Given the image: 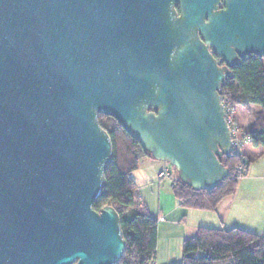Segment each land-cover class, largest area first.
I'll return each mask as SVG.
<instances>
[{
	"label": "water",
	"instance_id": "obj_1",
	"mask_svg": "<svg viewBox=\"0 0 264 264\" xmlns=\"http://www.w3.org/2000/svg\"><path fill=\"white\" fill-rule=\"evenodd\" d=\"M264 58V0H0V264H117L114 118L194 190L228 175L220 90Z\"/></svg>",
	"mask_w": 264,
	"mask_h": 264
},
{
	"label": "trees",
	"instance_id": "obj_2",
	"mask_svg": "<svg viewBox=\"0 0 264 264\" xmlns=\"http://www.w3.org/2000/svg\"><path fill=\"white\" fill-rule=\"evenodd\" d=\"M231 73L232 78L225 79L221 87V99L235 108L259 107L251 113L247 129L241 127L238 118L237 123L248 143L264 150V58L250 54L238 60ZM98 121L109 135L112 160L104 173L106 184L92 207L98 211L111 205L118 213L125 249L117 264H148L155 257L157 221L134 195L136 185L131 173L139 158L151 156L114 118L100 114ZM249 155L255 154L244 149L241 156L233 153L222 157L220 161L228 168V175L208 190L197 191L182 183L170 165L174 198L182 207L215 212L219 203L234 193L237 179L246 174ZM240 166L242 170L237 172ZM181 249L178 264H264V232L260 236L236 226H199L182 241Z\"/></svg>",
	"mask_w": 264,
	"mask_h": 264
},
{
	"label": "crops",
	"instance_id": "obj_3",
	"mask_svg": "<svg viewBox=\"0 0 264 264\" xmlns=\"http://www.w3.org/2000/svg\"><path fill=\"white\" fill-rule=\"evenodd\" d=\"M244 109V108H243ZM251 106L246 109L248 114L251 116V113L256 111H251ZM238 122L241 125V127L245 130L248 128V126L251 123L250 122L246 125H243L242 122H240L238 118ZM249 150V149H248ZM250 151V150H249ZM142 166L143 170L138 171L139 167ZM165 166L159 163L158 161H155L154 159L143 156L139 158L137 162L136 169L132 171L131 177L132 180L134 181L136 185V190L135 193L137 194L140 203L143 205V207L147 210V212L156 219L157 221V234H156V239L158 236V233L161 232L162 230H169L172 227L176 226L177 222L184 224L186 217L189 215L191 217H195V224L193 225H188L184 226V229L182 231V236H180L179 241H182L187 238L192 236L195 233V230L199 226H209V227H225V228H230V227H240L246 230H249L251 232L255 231L254 229V224L253 223H246L244 221L240 220V218L237 217V215L243 217V214L245 215L243 208L241 209L238 207L239 205L236 204V197H226L224 198L218 205L217 210L215 212H207V211H200V210H195L191 208H185L182 207L179 202L174 198L172 192H171V186H172V175L169 176V186L167 183L164 181L163 177L159 178L158 177V172L161 171ZM138 172V173H137ZM165 177V176H164ZM140 186V190H138V187ZM167 186L169 188V191H167ZM143 189H147V191L153 193L155 195V206L154 210L155 211L154 215L151 214L150 208V202L145 193H143ZM233 207L235 214V219L231 220L228 219L225 215V212ZM181 209H184L186 211H182ZM238 209V210H237ZM187 210H193L192 212L195 213H188L191 211ZM177 212L179 217L176 220H170L172 222L165 223V217H169L172 215L173 212ZM225 211V212H224ZM174 221V222H173ZM175 259L180 262L181 255L178 258H175V254L172 255V257H168V259L163 260L160 264H172ZM178 264L177 262H175Z\"/></svg>",
	"mask_w": 264,
	"mask_h": 264
},
{
	"label": "rangeland",
	"instance_id": "obj_4",
	"mask_svg": "<svg viewBox=\"0 0 264 264\" xmlns=\"http://www.w3.org/2000/svg\"><path fill=\"white\" fill-rule=\"evenodd\" d=\"M259 107L256 105H251V111L258 110ZM236 116L239 118L240 122H242L243 125H246L250 122V115L248 114L246 109L243 108H236ZM249 149L252 154H255L254 157L250 156V158L246 162L247 170L246 174L243 176H240L237 179L236 187L234 194H232L230 197H236V204H238L239 208H243L245 215L243 214V217L237 215L240 220L244 221L246 223H253L254 224V233L258 235H262L264 232V150L261 148H254L252 147L248 142L245 143V148ZM158 161V160H155ZM162 165H164V168H167L171 171L170 164L164 161H158ZM163 168V169H164ZM161 169V170H163ZM143 167L140 166L138 171H142ZM138 173V172H137ZM164 181L169 186V176L163 177ZM167 186V191H169V188ZM138 190H140V186L138 187ZM143 193H145L149 199L150 202V208L151 214H155L154 210V204H155V195L147 189H143ZM231 208V207H230ZM182 211H186L184 209H181ZM238 210V209H237ZM191 211L188 213H195L192 212L193 210H187ZM225 212V211H224ZM235 212L234 208L227 210L225 212V215L228 219L234 220L235 219ZM178 213L175 211L172 213L171 216L165 217V223L172 222L170 220H176L179 217ZM174 222V221H173ZM195 224V217L187 216L185 223H179L177 222L176 226L172 227L169 230H162L158 233L157 239H156V251H155V257L152 261V264H160L163 260L168 259L169 255L172 257V255L175 254V258H178L181 255L182 249H181V241H179L180 236H182V231L184 229V226ZM179 259H175L172 264L178 263Z\"/></svg>",
	"mask_w": 264,
	"mask_h": 264
},
{
	"label": "built area",
	"instance_id": "obj_5",
	"mask_svg": "<svg viewBox=\"0 0 264 264\" xmlns=\"http://www.w3.org/2000/svg\"><path fill=\"white\" fill-rule=\"evenodd\" d=\"M221 102L224 107L225 112V119L230 129V135H231V143H232V149L231 154H235L238 156H241V154L244 151L245 143L248 142L247 136L242 132V129L239 127L237 123V116H236V108L231 106L226 100H222ZM242 170V166L237 168V172H240ZM171 171L167 168H164L163 170L158 172V177H164V176H170ZM134 195L136 196L137 200H139L137 194L134 192ZM148 264H152V261H150Z\"/></svg>",
	"mask_w": 264,
	"mask_h": 264
}]
</instances>
